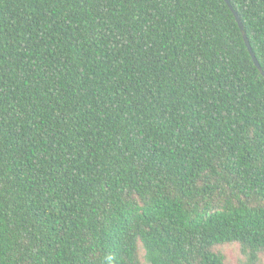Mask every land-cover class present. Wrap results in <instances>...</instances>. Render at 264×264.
<instances>
[{"label":"trees","instance_id":"trees-1","mask_svg":"<svg viewBox=\"0 0 264 264\" xmlns=\"http://www.w3.org/2000/svg\"><path fill=\"white\" fill-rule=\"evenodd\" d=\"M230 2L264 70V0ZM0 264H264V77L225 0H0Z\"/></svg>","mask_w":264,"mask_h":264},{"label":"water","instance_id":"water-1","mask_svg":"<svg viewBox=\"0 0 264 264\" xmlns=\"http://www.w3.org/2000/svg\"><path fill=\"white\" fill-rule=\"evenodd\" d=\"M225 2L227 3V5L231 9V11L234 13V16H235V18H236V20H237V22H238V24L240 26V29L242 31V34H243V37H244V40H245V43H246V46H247V48H248V50H249V52H250V54H251V56L253 58V61H254L255 65H256V67L259 69V71L261 72V74L264 77V70L261 67V65H260V63H259V61H258V59H257V57H256V55H255V53L253 51V48H252V46H251V44L249 42V39L247 37V34H246V31H245L244 25H243V23H242L239 15H238V13L235 11V9L233 8V6L231 5L230 0H225Z\"/></svg>","mask_w":264,"mask_h":264},{"label":"rangeland","instance_id":"rangeland-1","mask_svg":"<svg viewBox=\"0 0 264 264\" xmlns=\"http://www.w3.org/2000/svg\"><path fill=\"white\" fill-rule=\"evenodd\" d=\"M227 254L230 256L231 260L235 261L234 248H229Z\"/></svg>","mask_w":264,"mask_h":264}]
</instances>
